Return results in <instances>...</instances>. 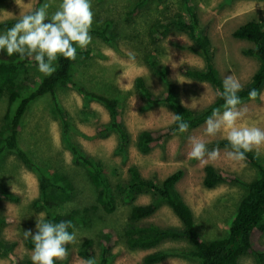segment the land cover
Returning <instances> with one entry per match:
<instances>
[{"label":"rangeland","instance_id":"374dc122","mask_svg":"<svg viewBox=\"0 0 264 264\" xmlns=\"http://www.w3.org/2000/svg\"><path fill=\"white\" fill-rule=\"evenodd\" d=\"M35 0H0V23L19 19L20 13L34 9ZM189 0L147 1L135 15L129 12L138 0H91L94 13L92 29L102 30L111 25L109 40L105 41L90 32L92 42L79 51H90V56L77 57L73 68L75 82L97 94L120 100L121 118L129 135L126 151H120L121 137L112 128V116L105 105L90 101L84 97L77 86L57 89L56 98L69 124L70 140L101 161L105 173L113 185L129 179V169L139 168L146 179L162 182L178 170L184 171L177 190L192 209L195 224L201 236L209 241L226 234L228 221L234 214L246 189L240 185L221 184L208 189L203 185L205 168L214 166L219 172L234 173L248 182L257 175L245 160L229 158L231 149L214 147L218 141H227L223 132L216 136L205 135V124L177 133L163 145L149 154L138 151L137 139L145 130H159L175 122L174 113L164 105L150 107L138 95L134 82L143 77L156 94L166 89L165 82L158 74L159 67L167 68V75L178 92L180 100L188 108L201 111L214 103L218 90L209 83H201L185 77L181 73L183 65L191 68H204L202 56L188 49L192 45L187 35L173 30L164 38L154 42L151 30L154 26L166 25L178 16L187 17L186 3ZM199 15L200 27L213 43L214 63L223 80L226 76L238 79L242 88L249 84L259 67L255 58L243 54L245 48L252 45L233 37V32L251 20L264 24V0H190ZM49 3V12H55L60 0H45ZM0 31V32H4ZM155 57L157 66H153L149 57ZM45 75L36 68L31 70L34 84ZM264 93V88L261 90ZM7 100L0 103V118L6 112ZM242 112L238 124L253 125L264 129V100L242 101ZM106 131H102L103 129ZM20 145L37 165L38 170L27 168L13 152L0 156V264H24L30 261L32 250L25 247L24 231H36L37 216L45 218L55 213L66 214L72 210H84L96 205V191L90 183L88 171L75 164L64 136V120L55 109L53 96L48 94L34 101L25 114L19 128ZM203 138L208 141V151H217L214 159L207 163L188 158L191 150L190 138ZM255 153H257L254 150ZM264 161V147L259 150ZM46 175L60 174L69 180L70 197L52 209L34 206L40 197L41 172ZM3 194L9 196L2 197ZM152 201L149 194L139 196L136 204L146 205ZM131 206L117 199V210L107 214L103 210L90 212L85 219L86 225L75 230L76 241L69 244L68 264H85L78 255L85 240L95 241V258L101 262L100 240L105 228L117 231L119 241L113 250L109 264H142L143 258L154 251L166 250L170 257L161 264H199L186 254L192 249L185 239L168 240L152 250H133L126 243L125 230L130 222ZM8 218L9 223L1 221ZM145 222L162 228L182 229V223L167 204ZM264 244V236L262 237ZM240 264H257L252 257H245Z\"/></svg>","mask_w":264,"mask_h":264},{"label":"trees","instance_id":"16d2710c","mask_svg":"<svg viewBox=\"0 0 264 264\" xmlns=\"http://www.w3.org/2000/svg\"><path fill=\"white\" fill-rule=\"evenodd\" d=\"M147 1L151 0H138L129 14H137ZM44 3L45 0H35L33 10L43 6ZM186 6L187 17L178 16L166 25L157 24L151 30V38L157 42L173 30L187 35L192 45L185 47L177 44V46L202 56L205 60V67L191 68L183 65L181 73L189 79L209 83L218 92H222L223 78L214 63L215 52L212 40L207 33L202 31L199 15L190 0L187 1ZM14 23V21L0 23V31H6ZM110 28L111 25L109 24L102 30L92 29L91 33L107 41L109 40L107 34ZM233 37L250 43L252 47L245 48L243 54L255 58L259 62V67L251 82L239 92L241 100L246 101L250 100L248 93L251 89L256 88L261 92L264 88V24L257 20L248 21L233 32ZM78 56L79 58H81L80 56L88 58L90 51L81 52L77 49L76 59ZM75 60L59 59L56 62L57 71L51 76H42L34 84L31 77V70L36 68L34 58L8 57L5 53L0 52V103L7 100L6 112L0 118V156L7 151L13 152L27 168L38 170L37 165L20 145L19 128L30 105L39 97L50 94L53 96L56 111L62 115L64 120V136L73 155V160L75 164L86 168L90 183L96 191V205L82 211L72 210L66 214L55 213L46 219L54 222L70 221L73 227L69 228L68 231L75 233L79 226L86 225L85 219L87 217L81 219L82 215L88 216L90 212H97L100 209L107 214H112L117 210V199L120 198L122 203L131 206L130 222L125 230L126 243L130 249L152 250L168 240L185 239L192 246L186 255L196 259L199 264H240V261L245 257H252L257 264H264V244L262 243L264 236V161L262 158L254 151L246 154L245 161L257 170V175L248 182L243 181L234 173L219 172L212 165L205 168L203 185L206 188L213 189L221 184H233L243 186L246 189L245 195L228 221L226 234L221 238L205 240L197 230L192 209L177 190V184L184 176L183 170H178L159 182L144 178L139 168L133 166L129 169V179L126 182L121 181L113 185L105 173L103 163L91 157L82 147L70 140L68 120L56 98V92L61 87L77 86L84 97L105 105L109 110L113 120L112 128L121 137L120 151H126L125 149L129 145V135L121 118L120 100L97 94L78 85L72 73ZM149 61L153 66H157L155 57L150 56ZM167 72L165 67L158 69V74L165 82L166 89L163 93H154L143 77L135 79V90L148 106L164 105L174 113V116L175 114L181 115L190 125L188 130L204 125L213 109L220 108L224 104V100L218 95L213 104L201 111L188 108L180 100ZM106 130L104 128L102 131ZM177 133L176 122L163 129L142 131L137 139L138 151L142 154H149ZM213 146L231 149L228 141H218ZM71 190L73 188L66 176L56 173L48 176L42 171L40 197L34 202V206H40L44 210L55 208L61 201L70 197ZM144 194H149L152 201L146 205L136 204L139 196ZM2 197L8 198L9 196L3 194ZM162 204H167L172 209L181 221L182 229L162 228L145 222L158 211ZM1 221L9 223L12 220L1 218ZM103 233L104 236L99 245L101 262L98 264H109L111 257H113L112 252L118 244L119 236L115 229L109 227L105 228ZM24 243L27 249L32 250L33 243L30 238L26 239ZM95 253V241L92 239L85 240L78 251V255L85 260L94 257ZM169 257L170 253L166 250L154 251L143 258L142 264H161ZM16 264H19V261ZM24 264H32V262L30 260ZM59 264L68 263L63 260Z\"/></svg>","mask_w":264,"mask_h":264},{"label":"clouds","instance_id":"9594fccd","mask_svg":"<svg viewBox=\"0 0 264 264\" xmlns=\"http://www.w3.org/2000/svg\"><path fill=\"white\" fill-rule=\"evenodd\" d=\"M49 3L30 11L20 13L14 25L0 32V52L8 57L34 58L37 70L45 76L57 71L56 62L63 58L75 60L77 49H84L92 42L90 32L94 22L91 0H60L55 12H49ZM242 85L238 79L226 76L223 80V91L218 95L224 100L220 108L213 109L205 121V135L216 136L223 132L231 151L228 156L237 161L246 159V154L264 147V129L260 127L238 124L242 112L239 108L242 100L239 92ZM248 97L264 100V93L253 88ZM175 122L179 134L189 129V123L181 115L175 114ZM188 158L207 163L214 159L217 151H208V141L192 137ZM207 157V159H206ZM70 221L54 222L46 219L41 213L37 216L36 231H24L25 239L33 243L30 260L32 264H59L68 252V245L76 241ZM85 264H98L95 257H90Z\"/></svg>","mask_w":264,"mask_h":264}]
</instances>
